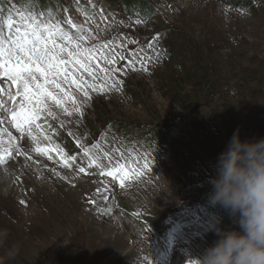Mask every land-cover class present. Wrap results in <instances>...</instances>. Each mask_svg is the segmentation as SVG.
<instances>
[{"label":"rangeland","instance_id":"rangeland-1","mask_svg":"<svg viewBox=\"0 0 264 264\" xmlns=\"http://www.w3.org/2000/svg\"><path fill=\"white\" fill-rule=\"evenodd\" d=\"M126 1L61 0L56 20L72 16L90 28L89 46L110 41L103 54L115 56V67L134 62L109 79L85 74L89 84L106 89L89 88L90 99L71 86L83 115L54 108L55 118L41 119V146L58 145L75 156L71 168L36 153L35 141L0 123V153L17 143L30 157L15 150L0 166V229L10 233L0 258L11 244L20 246L4 264H189L218 239L217 222L239 227L209 192L218 157L236 129L243 139L264 137V0H145L154 9L150 15L138 6L127 11ZM0 4H8L14 20L20 12H48L41 1ZM4 10L0 19L7 18ZM96 63L113 67L104 59ZM67 106L72 111L71 101ZM181 122L184 138L172 149L148 140L149 128ZM146 155L150 168L123 188L100 175L98 165L107 167L109 158L133 169L143 167ZM90 158L97 164L90 166ZM156 222L163 229L171 223L176 234L162 237Z\"/></svg>","mask_w":264,"mask_h":264},{"label":"snow or ice","instance_id":"snow-or-ice-1","mask_svg":"<svg viewBox=\"0 0 264 264\" xmlns=\"http://www.w3.org/2000/svg\"><path fill=\"white\" fill-rule=\"evenodd\" d=\"M17 15L18 19L15 20L11 16L0 19V123H11L21 138H30L35 141L33 150L36 153L52 159L51 153L56 152L60 162L65 167L71 168V161L76 159L75 156H68L59 149L58 145L41 146L40 137L44 134L41 119L45 118L46 124L47 117L55 118L54 108L67 115H72L73 112L83 115L80 102L70 91L71 86L75 85L85 98L90 99L89 88L94 91L106 89L103 85L98 87L95 83L89 84L85 74L96 80L99 78V73H103L104 79H109L114 76V73L133 65L134 62L129 60L127 65L115 67V56L109 59L103 54L104 50L110 47L111 42L89 46L90 36L85 35V32L90 33L91 29L85 28L83 23L74 22L72 16H67L62 22L53 21L50 13L45 17L44 12L38 14L20 12ZM136 23L141 21L137 20ZM62 24H67L70 28L66 29ZM159 36L160 34L157 33L152 39H158ZM91 38L95 39V37ZM119 58L124 59L122 56ZM100 59H104L106 64H111L113 67L101 68L96 63ZM141 68L144 71L148 70L143 64ZM119 83L123 82L119 81ZM69 101L73 105L72 111L67 106ZM44 139L50 141L51 136L44 135ZM76 143L83 147L85 154L89 152V149L81 145L79 140ZM16 151L19 156L26 160L30 159L28 153L19 146ZM11 156L10 148L3 149V153H0V166L5 165ZM105 156H108V153H105ZM89 164L96 165L97 160L90 158ZM150 166L151 161L147 155L142 168L129 169L125 163L119 160L113 162L111 158L107 167L103 164L98 165L100 175H107L118 180L122 188L126 180L139 178ZM78 171L85 173L86 169L80 167ZM5 175L7 176V169H5ZM97 191L100 190L97 189ZM88 203L95 204L96 201L89 198ZM189 264H195V261H189Z\"/></svg>","mask_w":264,"mask_h":264},{"label":"clouds","instance_id":"clouds-1","mask_svg":"<svg viewBox=\"0 0 264 264\" xmlns=\"http://www.w3.org/2000/svg\"><path fill=\"white\" fill-rule=\"evenodd\" d=\"M209 199L229 210L238 228L214 226L218 239L194 259L195 264H264V137L243 139L237 128L215 165ZM0 229V245L9 239ZM20 246L4 251L0 264L13 260Z\"/></svg>","mask_w":264,"mask_h":264},{"label":"trees","instance_id":"trees-1","mask_svg":"<svg viewBox=\"0 0 264 264\" xmlns=\"http://www.w3.org/2000/svg\"><path fill=\"white\" fill-rule=\"evenodd\" d=\"M41 1V8L44 11L45 9L48 10V12L45 11V17H47L49 15V13L51 14V19H55L56 15L58 14V12L56 13V15H53V9L58 6L59 9H61V5L63 6L64 4L61 2V0H51V2L49 3V0H18V3L20 5H24V6H28L31 7L34 4H36L37 2ZM30 5V6H29ZM124 5L126 6V10L129 12H133L136 11L137 8L135 7H140L142 8L141 12L144 15H150V13L152 11H154V9L152 8V6L145 0H128L126 2H124ZM11 6V5H9ZM1 9H5L3 11V15L5 16H9L12 12H11V8L8 7V4H0ZM58 9V10H59ZM147 9V10H146ZM140 10V9H139ZM135 13V12H134ZM181 126H177V125H169L167 126L165 129H158V128H149V135L151 140L153 141L154 145H156L158 148H162V149H172V147L174 146L175 142L179 139H183V134L181 133L182 130L186 129L183 128L186 126L185 123L181 122ZM103 133L100 134L98 137L102 138ZM52 159L57 161L58 163H61L58 159H56V156L54 154H52ZM45 156V155H44ZM155 223V222H153ZM161 223V222H160ZM159 222H156L157 224V228L158 230L161 232L162 237H164L165 234L168 233L167 230H171L173 231L171 234H176V228L174 225L172 224H168L163 226L162 224H160Z\"/></svg>","mask_w":264,"mask_h":264},{"label":"bare ground","instance_id":"bare-ground-1","mask_svg":"<svg viewBox=\"0 0 264 264\" xmlns=\"http://www.w3.org/2000/svg\"><path fill=\"white\" fill-rule=\"evenodd\" d=\"M12 135H13V134H12ZM12 138H13V137H12ZM17 145H18L17 143H16V144L13 143V144H11V145H8V148H10L11 151H15L16 148H17ZM20 157H21V156H20Z\"/></svg>","mask_w":264,"mask_h":264}]
</instances>
